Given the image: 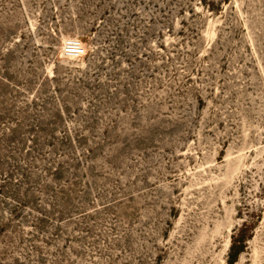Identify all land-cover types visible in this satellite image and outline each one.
Returning <instances> with one entry per match:
<instances>
[{
    "label": "rangeland",
    "instance_id": "rangeland-1",
    "mask_svg": "<svg viewBox=\"0 0 264 264\" xmlns=\"http://www.w3.org/2000/svg\"><path fill=\"white\" fill-rule=\"evenodd\" d=\"M0 264H264V0H0Z\"/></svg>",
    "mask_w": 264,
    "mask_h": 264
},
{
    "label": "built area",
    "instance_id": "built-area-1",
    "mask_svg": "<svg viewBox=\"0 0 264 264\" xmlns=\"http://www.w3.org/2000/svg\"><path fill=\"white\" fill-rule=\"evenodd\" d=\"M67 54L72 56H79L85 52L84 47L77 41L71 40L66 44Z\"/></svg>",
    "mask_w": 264,
    "mask_h": 264
},
{
    "label": "bare ground",
    "instance_id": "bare-ground-1",
    "mask_svg": "<svg viewBox=\"0 0 264 264\" xmlns=\"http://www.w3.org/2000/svg\"><path fill=\"white\" fill-rule=\"evenodd\" d=\"M69 40H75V41H77L76 39H69ZM77 42H79L83 46V43L80 40H78Z\"/></svg>",
    "mask_w": 264,
    "mask_h": 264
}]
</instances>
